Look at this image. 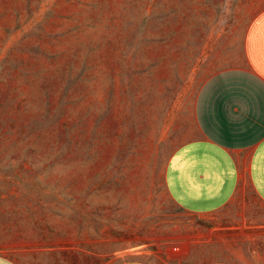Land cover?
<instances>
[{"label":"rangeland","instance_id":"1","mask_svg":"<svg viewBox=\"0 0 264 264\" xmlns=\"http://www.w3.org/2000/svg\"><path fill=\"white\" fill-rule=\"evenodd\" d=\"M238 8L0 0V200L91 208L110 186L163 169L199 138L193 105L204 80L234 63L236 51L222 45L236 41ZM247 253L239 264H264V240Z\"/></svg>","mask_w":264,"mask_h":264},{"label":"crops","instance_id":"2","mask_svg":"<svg viewBox=\"0 0 264 264\" xmlns=\"http://www.w3.org/2000/svg\"><path fill=\"white\" fill-rule=\"evenodd\" d=\"M240 3L234 63L194 100L199 138L91 208L0 200V264H239L264 240V0Z\"/></svg>","mask_w":264,"mask_h":264}]
</instances>
